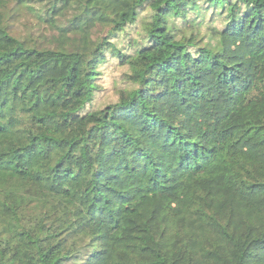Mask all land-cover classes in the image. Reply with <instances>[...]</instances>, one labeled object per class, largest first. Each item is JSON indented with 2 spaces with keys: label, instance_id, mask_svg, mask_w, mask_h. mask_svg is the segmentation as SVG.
<instances>
[{
  "label": "trees",
  "instance_id": "obj_1",
  "mask_svg": "<svg viewBox=\"0 0 264 264\" xmlns=\"http://www.w3.org/2000/svg\"><path fill=\"white\" fill-rule=\"evenodd\" d=\"M0 264H264V0H0Z\"/></svg>",
  "mask_w": 264,
  "mask_h": 264
},
{
  "label": "rangeland",
  "instance_id": "obj_2",
  "mask_svg": "<svg viewBox=\"0 0 264 264\" xmlns=\"http://www.w3.org/2000/svg\"><path fill=\"white\" fill-rule=\"evenodd\" d=\"M31 21L32 18L30 16L23 17L16 25L18 33L28 34ZM32 31L37 30L33 29ZM122 71V68L116 66V59L113 58H109L108 62L101 67L100 75L97 80V84L101 89L97 95L100 102H111L116 98L113 88L115 82H119V76Z\"/></svg>",
  "mask_w": 264,
  "mask_h": 264
}]
</instances>
